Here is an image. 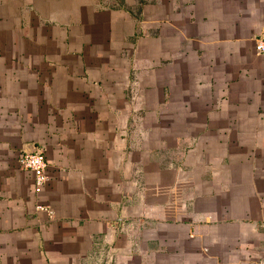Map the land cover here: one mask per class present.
Segmentation results:
<instances>
[{
    "label": "crops",
    "instance_id": "obj_1",
    "mask_svg": "<svg viewBox=\"0 0 264 264\" xmlns=\"http://www.w3.org/2000/svg\"><path fill=\"white\" fill-rule=\"evenodd\" d=\"M262 33L264 0H0V264H264Z\"/></svg>",
    "mask_w": 264,
    "mask_h": 264
},
{
    "label": "built area",
    "instance_id": "obj_2",
    "mask_svg": "<svg viewBox=\"0 0 264 264\" xmlns=\"http://www.w3.org/2000/svg\"><path fill=\"white\" fill-rule=\"evenodd\" d=\"M255 49L257 53L264 55V35L255 39ZM17 163L21 169L32 172L35 191L41 192L49 181V163L44 150L26 152L18 158Z\"/></svg>",
    "mask_w": 264,
    "mask_h": 264
},
{
    "label": "rangeland",
    "instance_id": "obj_3",
    "mask_svg": "<svg viewBox=\"0 0 264 264\" xmlns=\"http://www.w3.org/2000/svg\"><path fill=\"white\" fill-rule=\"evenodd\" d=\"M262 35H264V33L260 34V35L257 36L256 38L262 37ZM132 81H133V80H132ZM128 91H129V95L131 94V96H134V98H135V96H137V95L139 94V93H137V89L132 88V87H129ZM131 104L133 105L134 108H138L139 105L141 104V102H140V101H139V102H136V101H134V99H133V100H131ZM91 264H93V263H91ZM95 264H99V263L96 262Z\"/></svg>",
    "mask_w": 264,
    "mask_h": 264
}]
</instances>
